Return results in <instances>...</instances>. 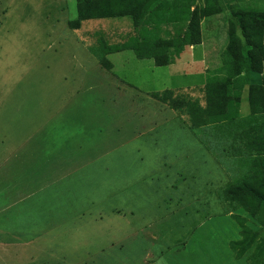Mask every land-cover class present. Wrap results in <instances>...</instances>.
I'll list each match as a JSON object with an SVG mask.
<instances>
[{
  "label": "rangeland",
  "instance_id": "rangeland-1",
  "mask_svg": "<svg viewBox=\"0 0 264 264\" xmlns=\"http://www.w3.org/2000/svg\"><path fill=\"white\" fill-rule=\"evenodd\" d=\"M187 1L164 0L161 28L149 27L148 36L166 47L170 36L187 32L188 10L196 8L199 41L174 63L156 66L124 50L107 54L105 68L91 52L96 34L120 41L134 27L132 15L81 19L79 0H0L3 156L48 135L53 156L57 148L67 157L58 123L74 139L76 158L88 150L83 165L57 183L0 208L7 240L40 228L61 232L53 220L71 216L58 217V206L68 214L74 208L68 247H57L68 254L43 246L50 251L37 257L34 246L25 255L13 241L0 264H251L264 239V203L249 210L237 189L264 187V168L252 166L257 159L264 167V0ZM165 89L186 113L150 94ZM10 160L0 188L23 187V169Z\"/></svg>",
  "mask_w": 264,
  "mask_h": 264
},
{
  "label": "trees",
  "instance_id": "trees-1",
  "mask_svg": "<svg viewBox=\"0 0 264 264\" xmlns=\"http://www.w3.org/2000/svg\"><path fill=\"white\" fill-rule=\"evenodd\" d=\"M133 1L136 6V0H79V5L77 7L78 16L81 19H95V18H115L121 17L127 14L132 15L134 20V27L132 30L127 31L122 35L120 41L110 42L108 38L103 35H97L96 46L91 48L92 54L99 60V62L105 67L110 68L111 64L106 58L107 54L121 52L124 50H132L138 59H154L156 66H167L175 62L179 58L183 48L188 44L197 43L199 41V28L198 20H196L194 14L196 13V8L188 10V30L184 34L177 32L169 38V45L164 47L157 44L153 38L148 36L153 25L160 29L163 21L161 15H165L164 0H144L142 6L133 9L131 4L129 6L128 2ZM194 3V0H188V7ZM134 5V4H133ZM135 14V15H134ZM151 16H157L160 19L154 22L149 20ZM249 20V19H247ZM251 41V40H250ZM249 44V43H248ZM246 44V45H248ZM158 45V46H157ZM250 63V62H249ZM151 96L158 101L168 104L171 108L178 111L181 114L186 113L185 106H177L175 104V99L173 97V92L171 90L165 89L161 91H153L150 93ZM229 118H234L236 113H229ZM249 115H253L250 111ZM226 117V116H225ZM191 121H189L190 123ZM192 126L198 125L196 122H191ZM241 125V124H240ZM260 161V159H259ZM262 162H258L257 159L252 161V166L257 168L261 167ZM260 170H258L259 173ZM264 170L261 171L263 175ZM260 181L257 179L256 183ZM239 186L244 189H237L238 191H243L240 195V202L242 205H246L249 210L250 207L256 208L258 205H263L264 203V187L253 186L252 183L244 182ZM245 232L248 234L250 230L247 228ZM252 239L254 237L253 233ZM239 240L237 242H241ZM254 239L252 240V242ZM244 243V241H243ZM251 242H246L244 250L251 247ZM241 254V253H239ZM251 264H264V239L259 242L251 258Z\"/></svg>",
  "mask_w": 264,
  "mask_h": 264
},
{
  "label": "crops",
  "instance_id": "crops-1",
  "mask_svg": "<svg viewBox=\"0 0 264 264\" xmlns=\"http://www.w3.org/2000/svg\"><path fill=\"white\" fill-rule=\"evenodd\" d=\"M68 122L70 121L68 118H66L67 125H68ZM74 122H80V121H74ZM79 124H83V122H80ZM62 125L63 124L58 123L57 124L58 127H56V131H58L57 129H59L60 131L58 132V136L60 135L61 137H64V139L59 140L58 143L59 142L62 143L60 147L64 148L65 151L68 152L69 155L67 157L63 156L64 153L62 154V152L60 151L57 152V148H56V153L53 156V148H52L53 145L51 143L48 144V142L50 141L48 140V135H45L42 140L44 144L40 145L41 140L38 141L37 143H31L27 141L25 146L21 145V147L17 149L16 154L12 152L11 154L7 156H3L2 153H4L5 150L0 149V179H2L4 175L3 170L5 169V164L6 163L9 164V162L14 161V160H10L12 158L18 159L17 164L19 168L23 169L20 174V179L17 182V184H20L23 187L0 188V208L3 209V210L0 209L1 212H5L9 210L6 207L13 204L14 202H16L17 204L18 202H23V201L25 202L27 199L34 197L35 195L34 191H42L43 189H47V184H49L47 183V181L51 183L52 182L57 183L58 179L61 178V176L62 177L65 176L66 173L72 169V167H74L77 164L81 165L82 162L84 163V157L87 155L88 150L86 151V154H83V155L81 154L83 156L82 158L80 156L76 158L74 156V153H71V150L73 149L74 144H75V143L72 144L74 142V139L72 137H69V140H67V137H65L66 134H64L65 132L62 128ZM77 125L78 124H76V126ZM40 132L42 133V131ZM95 140L96 139L94 138V141ZM41 148H44L43 150L44 153L40 150ZM83 152H85V150ZM29 162H32V165L29 164ZM11 170H13V166H11ZM32 187H34V190H32ZM21 189H30V190L29 191L26 190L25 192H23ZM96 192L99 196L101 193L104 192V190L96 189ZM37 193H42V192H37ZM57 197L58 196H56V198ZM66 200L70 201L73 206V202L72 200H70V198L66 197L65 201ZM58 207H59L58 217L71 216L70 220L67 223H64V222L56 223L55 219L53 220L52 225L53 224L60 225L61 230H62L61 232L59 231L52 232L50 230L48 232H42L39 234V231L41 229L40 228L36 236H31L29 238L21 237L20 239H13V240H10L13 238V236L7 240V237H1V234H0V251H3L4 249L15 246L16 243L13 241L19 242V246L21 250L25 252V255H27L29 248L36 246L37 252L35 253H38L37 257H40V256L45 257L47 255L46 253L50 251V250H45L46 252L45 253L43 251L44 249L42 248L43 246H46L48 248H53L54 246H56L55 247L56 250L58 249L57 247H63L62 245H65L66 247H68L67 240L70 239V237H68V234H69L68 229L71 228V225H73V222L75 219L74 214L76 211L72 207L74 213L72 212L68 214L66 212L67 208L62 209L61 205H59ZM1 212L0 214H2ZM41 215L44 216V213L42 212ZM62 226H66V227L63 229ZM57 240H59L61 243L65 241L66 244H56ZM71 246H73V244ZM67 249L68 248H65V250L62 251V249L60 248L59 250H57L61 253V254H58V256L63 255L64 253L68 254ZM40 261H41V264H45V260H39V263Z\"/></svg>",
  "mask_w": 264,
  "mask_h": 264
}]
</instances>
